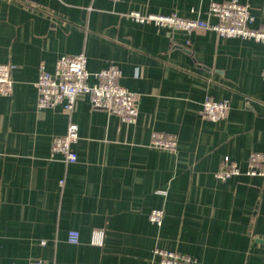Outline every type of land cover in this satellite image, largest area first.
Wrapping results in <instances>:
<instances>
[{"label":"crops","instance_id":"crops-1","mask_svg":"<svg viewBox=\"0 0 264 264\" xmlns=\"http://www.w3.org/2000/svg\"><path fill=\"white\" fill-rule=\"evenodd\" d=\"M224 1L0 0V64L13 66L12 91L0 95V264H161L155 249L194 264H264V177L245 174L249 154L264 152V43L128 16L214 25L209 5ZM236 1L248 6L250 28L264 30V0ZM80 53L89 84L119 69V85L137 96L133 124L92 110L85 96L69 116L37 109L40 64L52 73L59 57ZM206 97L228 100V116L204 120ZM69 122L77 160L66 165L49 155ZM154 131L176 137L174 153L150 146ZM224 157L239 176L215 177ZM152 210L163 212L160 226Z\"/></svg>","mask_w":264,"mask_h":264},{"label":"built area","instance_id":"built-area-1","mask_svg":"<svg viewBox=\"0 0 264 264\" xmlns=\"http://www.w3.org/2000/svg\"><path fill=\"white\" fill-rule=\"evenodd\" d=\"M112 2L127 0H111ZM208 15L216 19L214 25L200 19L182 18L176 13L168 15L143 14L139 11H130L128 16L138 24H153L155 26L180 31L185 34L193 33L198 29H210L220 38H240L264 43V30L250 28L253 20L247 5H242L236 0L224 2H212L209 5ZM87 59L82 53L72 56H61L55 62L52 73L44 69L43 64L39 66L38 78L34 84L38 110L60 108L61 111L70 115L75 101L85 96L88 98L92 110L104 111L119 117L123 122L133 124L138 115L137 96L120 86L119 69L110 65L95 74V83L89 84V73L86 69ZM13 66L0 64V95L9 96L12 91L13 81L11 78ZM264 81V71L261 73ZM230 105L228 100L215 101L206 97L202 104L200 114L204 120L217 122L228 116ZM150 146L152 148L174 153L177 147L176 137L173 134L152 132L150 135ZM78 141V127L69 122L65 134L52 139L50 157L59 155L67 164L75 163L76 154L73 145ZM247 176L264 177V152H251L246 160ZM241 171L238 165L228 157L222 158L215 173L218 180L239 176ZM62 184V182H60ZM163 212L152 210L149 221L160 226ZM102 233L93 236L92 243L100 244ZM69 244L79 242L77 231L71 230L67 235ZM44 245V242H41ZM155 254L160 257L161 264H194V260L186 255H181L162 249H155ZM29 264H47L43 260L34 259Z\"/></svg>","mask_w":264,"mask_h":264}]
</instances>
